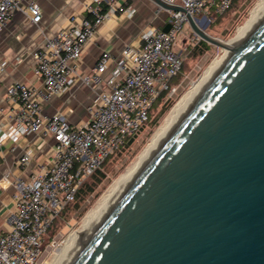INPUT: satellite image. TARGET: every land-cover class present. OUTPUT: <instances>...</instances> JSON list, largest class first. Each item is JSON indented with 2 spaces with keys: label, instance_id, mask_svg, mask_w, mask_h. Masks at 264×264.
I'll use <instances>...</instances> for the list:
<instances>
[{
  "label": "water",
  "instance_id": "95a60500",
  "mask_svg": "<svg viewBox=\"0 0 264 264\" xmlns=\"http://www.w3.org/2000/svg\"><path fill=\"white\" fill-rule=\"evenodd\" d=\"M69 264H264V13Z\"/></svg>",
  "mask_w": 264,
  "mask_h": 264
},
{
  "label": "built area",
  "instance_id": "2783aa9c",
  "mask_svg": "<svg viewBox=\"0 0 264 264\" xmlns=\"http://www.w3.org/2000/svg\"><path fill=\"white\" fill-rule=\"evenodd\" d=\"M181 11H168L169 30L142 33L137 43L126 44L117 59L103 51L89 73L79 60L96 31L117 13L128 9L113 0H92L85 5L89 16L72 14L67 26L45 41L33 56L40 88L13 82L6 99L16 107L13 122L0 126V147L9 136L36 134L51 138V158L46 167L28 179L10 182L12 207L0 235V264H37L44 237L54 221L74 202L80 186L127 141L150 121L155 102L171 90V81L180 73L185 48L178 39L190 16L196 25L201 14L223 15L233 0H161ZM106 5L107 11L102 12ZM27 15L38 25L40 7L30 0H0V33L14 12ZM132 12H130L131 14ZM77 82L92 90L102 86L88 105L85 122L72 126L66 115H47L43 105L68 91ZM31 152L25 151L18 165L25 166Z\"/></svg>",
  "mask_w": 264,
  "mask_h": 264
},
{
  "label": "crops",
  "instance_id": "0c3cea01",
  "mask_svg": "<svg viewBox=\"0 0 264 264\" xmlns=\"http://www.w3.org/2000/svg\"><path fill=\"white\" fill-rule=\"evenodd\" d=\"M41 10L38 25L31 23L26 14L13 13L6 28L0 33V126L7 129L12 125L16 107L6 99V89L13 82H22L31 87L40 88V78L36 73L33 54L41 49L45 41L67 26L72 14L89 16L85 5L92 0H30ZM128 9L127 13H117L98 28L86 45L79 60V68L89 73L103 51H108L114 59L120 55L126 44H135L142 33L163 30L168 25V11L158 6L154 0H113ZM102 6V12L107 11ZM130 12H132L130 14ZM213 15V13H210ZM198 20V19H197ZM197 23V22H196ZM190 30L189 25H185ZM185 32L178 39V46L186 48ZM94 90L77 82L68 91L52 97L43 105L47 115L62 112L72 126L87 119V107L93 100ZM54 142L49 137L40 139L36 134L9 136L0 147V235L5 232V218L12 207V187H2L3 178L10 182L16 179H28L48 165ZM31 152V159L25 166L18 161L25 151Z\"/></svg>",
  "mask_w": 264,
  "mask_h": 264
},
{
  "label": "rangeland",
  "instance_id": "374dc122",
  "mask_svg": "<svg viewBox=\"0 0 264 264\" xmlns=\"http://www.w3.org/2000/svg\"><path fill=\"white\" fill-rule=\"evenodd\" d=\"M260 0H233L231 8L223 15L214 16L209 14H201L198 16L197 22L199 26L210 37L220 41H227L232 38L236 29L243 25L249 17L250 11L256 6ZM185 32L187 44L182 70L171 81V90L166 96L155 102L150 121L137 133L131 143L114 153L103 166L104 178L95 186L93 192L85 195L78 203V208L72 205L67 212L63 214L61 219L56 221L53 228L47 231L42 245L41 256L37 264H48L51 261L53 252L56 247L62 245L67 236L77 230L81 224L84 215L96 206L99 198L106 193L109 187L116 179L124 174L137 156L149 143L163 120L168 115L170 109L180 99V97L190 89L191 85L196 82L204 73L209 64L222 54V48L209 44L201 40L191 29L187 30L184 26L182 33ZM203 41L208 49L203 53L192 52V49ZM89 180H86L88 182Z\"/></svg>",
  "mask_w": 264,
  "mask_h": 264
},
{
  "label": "bare ground",
  "instance_id": "6f19581e",
  "mask_svg": "<svg viewBox=\"0 0 264 264\" xmlns=\"http://www.w3.org/2000/svg\"><path fill=\"white\" fill-rule=\"evenodd\" d=\"M263 13L264 0H260L250 11L249 17L245 20L243 25L236 29L232 38L227 41L218 40L224 44L221 56L214 59L209 64L203 75L194 82L190 89L174 104L163 120V123L159 126L149 143L137 156L130 168L116 179L106 193L99 198L100 200L96 206L84 215L79 228L71 232L62 245L56 247L51 261L48 264H69L79 248L94 237L98 229L124 197L134 181L161 149L172 130L190 110L222 65L232 56V49L241 44L247 29L258 20ZM196 24L200 27L198 22Z\"/></svg>",
  "mask_w": 264,
  "mask_h": 264
},
{
  "label": "trees",
  "instance_id": "16d2710c",
  "mask_svg": "<svg viewBox=\"0 0 264 264\" xmlns=\"http://www.w3.org/2000/svg\"><path fill=\"white\" fill-rule=\"evenodd\" d=\"M232 5V4H231ZM231 8V6H230ZM229 8V9H230ZM228 9V10H229ZM227 10V11H228ZM226 11V12H227ZM208 49V46L206 45V43H204L203 41H199V43L192 49V52H198V53H203L205 50ZM167 93H164L162 95V97L160 98V100H162ZM151 118V116H150ZM134 137V136H133ZM133 137H131L125 146H127L129 143H131V141L133 140ZM103 166L104 164L101 166L100 169H98L94 174H92L87 180H89L88 182L84 181V183L80 186L79 190L77 191L75 200L73 203H71L59 216V218H57L53 225L56 223V221H58L59 219H61V217L63 216V214L65 212H67V210L72 206L75 205V208H78V203L81 199H83V197L85 195L90 194L91 192H93L95 186L104 178V174H103ZM53 225L50 227V229L48 231H50L53 228Z\"/></svg>",
  "mask_w": 264,
  "mask_h": 264
}]
</instances>
